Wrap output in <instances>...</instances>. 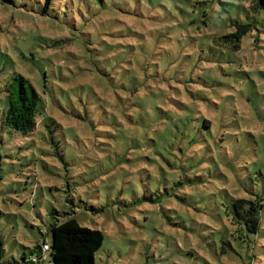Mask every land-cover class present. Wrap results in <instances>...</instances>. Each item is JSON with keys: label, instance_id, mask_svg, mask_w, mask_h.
Instances as JSON below:
<instances>
[{"label": "rangeland", "instance_id": "1", "mask_svg": "<svg viewBox=\"0 0 264 264\" xmlns=\"http://www.w3.org/2000/svg\"><path fill=\"white\" fill-rule=\"evenodd\" d=\"M11 1L2 260L74 218L103 235L95 264H264V208L244 239L230 212L264 197V0ZM239 21L253 26L241 50L215 46ZM17 74L41 100L29 135L3 123Z\"/></svg>", "mask_w": 264, "mask_h": 264}, {"label": "trees", "instance_id": "2", "mask_svg": "<svg viewBox=\"0 0 264 264\" xmlns=\"http://www.w3.org/2000/svg\"><path fill=\"white\" fill-rule=\"evenodd\" d=\"M2 1L12 2L11 0ZM51 1L44 0V7L49 6ZM232 25L235 30L217 37L214 40V45L231 52H239L242 47V39L253 26L250 22L242 23L240 21L233 22ZM5 92L7 106L3 117L4 125L13 133L31 134L36 128V115L41 101L39 95L30 82L19 74L13 77L5 88ZM263 202L264 197L241 198L232 202L231 219L243 230L241 237L234 234L236 239H244L258 232L261 210L264 208V206L262 207ZM51 215L59 216L57 212H53ZM43 233L44 239L29 250L28 254L23 253L19 261L12 259L6 262L2 260L3 244L0 241V264H38L48 256L50 264H95V255L103 242V235L99 230L83 227L74 218H68L61 223L58 218H54V221ZM48 235H50V243ZM44 246L48 248L45 252L43 251Z\"/></svg>", "mask_w": 264, "mask_h": 264}, {"label": "built area", "instance_id": "3", "mask_svg": "<svg viewBox=\"0 0 264 264\" xmlns=\"http://www.w3.org/2000/svg\"><path fill=\"white\" fill-rule=\"evenodd\" d=\"M46 250H48V248H47V246H44L43 251L45 252Z\"/></svg>", "mask_w": 264, "mask_h": 264}]
</instances>
